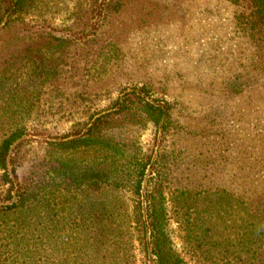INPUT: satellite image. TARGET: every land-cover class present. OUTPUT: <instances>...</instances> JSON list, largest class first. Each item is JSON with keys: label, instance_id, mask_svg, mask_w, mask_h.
Returning <instances> with one entry per match:
<instances>
[{"label": "rangeland", "instance_id": "obj_1", "mask_svg": "<svg viewBox=\"0 0 264 264\" xmlns=\"http://www.w3.org/2000/svg\"><path fill=\"white\" fill-rule=\"evenodd\" d=\"M39 1L40 10L27 19L30 23L21 26V30L19 27L13 30L8 25L7 15L0 18V84L6 92L4 98L0 95V141L18 126L25 129L24 137L8 155L12 184L3 185L0 181V209L18 202L20 187L35 189L41 184L42 165L51 158V144L84 136L92 124L106 117L101 123H110L104 129L108 135H122L128 147H135L134 137H137V147L150 157L140 200L145 246L135 241L132 253L136 264H153L154 261L147 196L154 188L152 182L160 181H166L168 230L174 247L187 262L194 261L187 242L192 236L187 234V228L198 227L194 213L203 215L211 209L227 216L237 214L240 207L222 204L216 208L214 198L209 196L189 199L187 205L179 204L178 195L185 191L183 189H192L195 195L210 189L215 192L216 188L222 191L233 188L238 192L247 181L242 169L248 154L255 156L257 161L252 163L258 164L259 179L264 180V131L253 135L247 146L235 122L240 118L245 123L259 108L258 117L261 116L264 101L242 93L243 81L236 84L235 94L229 82L221 78L223 71H239L245 60H249L251 55L239 44L244 39L247 20L254 21L250 19L253 15L250 10L223 0H119L121 7L111 12H106L107 6H102L106 2L107 5L108 0H98L91 3L92 6L81 7L77 18L70 21L69 14L77 13L72 10L71 0ZM239 16L247 20L237 23L235 19ZM22 30L29 33L23 34ZM53 38L67 39L73 48L59 52L42 50L40 55L39 51L48 42L58 44ZM30 50L32 53L28 52ZM42 60L48 69L51 61H58L61 74L45 77L46 73L39 76L33 73ZM236 80L230 82L235 84ZM144 84L147 93L140 91ZM137 95L165 110L168 105L171 119L166 122L164 114L158 127L147 123L141 131L122 118L116 117L112 122L116 103L126 99L127 104L130 101L135 104ZM25 106L28 110H22ZM166 126L169 128L164 131ZM101 128L104 125L101 124ZM235 134L239 137L234 138ZM23 143L16 156V149ZM204 157H207L206 162L198 161ZM77 158L86 165L100 163L101 159L94 151H81ZM12 159H16L17 176L13 174ZM149 171L144 206L142 190ZM10 188L12 197L8 199ZM100 196L89 192L86 198L97 204ZM82 197L79 199L87 203ZM135 198L137 200L130 191L117 196L120 215L129 216L127 222L136 219ZM64 203L61 206L67 210L73 207L74 212L79 207L67 199ZM146 207L147 213L143 210ZM77 225L74 224L73 232L83 241L76 247L82 248L81 254L53 257L83 260L85 264L100 260L99 248L84 242L89 234L82 235L81 228H75ZM96 225L87 221L80 226L90 230ZM225 227L218 229L231 232ZM53 229H57L56 224ZM68 244L67 241L65 249L72 253L74 248H69Z\"/></svg>", "mask_w": 264, "mask_h": 264}, {"label": "trees", "instance_id": "obj_2", "mask_svg": "<svg viewBox=\"0 0 264 264\" xmlns=\"http://www.w3.org/2000/svg\"><path fill=\"white\" fill-rule=\"evenodd\" d=\"M77 13L69 14V20L77 18L79 9L94 4L98 0H71ZM236 7H243L250 10L254 20H247V28L243 29L244 39L239 47L250 54L249 60L246 59L244 66L239 71H223L221 78L229 85L234 93L237 94L238 86L236 84L243 81L241 86L242 93H249L255 96L258 101H264V0H223ZM39 0H0V18L7 15L12 29L21 26H28L27 21L38 13L40 7ZM107 3V2H106ZM106 12L118 10L122 3L119 0H108ZM92 6V5H90ZM71 10V11H72ZM70 11V12H71ZM242 17L235 21L243 23ZM42 22L46 23L47 20ZM240 26V25H239ZM243 26V25H241ZM23 34L29 33V30L20 31ZM49 35V34H48ZM57 43L48 42L39 51L54 49L55 52L72 49V43L69 40L53 38ZM28 52H31L28 51ZM32 53V52H31ZM248 60V61H247ZM42 64L39 68L33 70L36 75L45 77L61 74L57 62H50L49 69ZM38 70H40L38 72ZM237 79V80H236ZM235 81L231 83L230 81ZM142 84V83H141ZM246 90V91H245ZM141 92L147 93L144 84ZM241 93V94H242ZM0 95L4 98L6 95L5 87L0 84ZM136 95V94H135ZM17 96V95H16ZM137 108L134 109V103L128 100L118 101L112 115L114 118H122L125 122H130L139 130L146 128L147 123L158 127V123L167 115L166 122L171 119V109L168 105L167 110L146 102L140 95H137ZM15 103L18 101L15 99ZM22 102V101H21ZM23 103V102H22ZM28 107L25 106L26 110ZM28 110V109H27ZM262 115L258 117V112L254 111V116L241 122V119L235 121L238 126V133L248 145V140L258 132L264 131V107L261 109ZM106 117H102L105 119ZM257 118V119H253ZM98 119L92 124L89 132L84 136L72 140L61 141L52 145L51 158L42 165L44 177L39 178L41 184L35 189L20 187L18 202L7 208L0 209V264H85L84 261L54 258L59 254L61 256H71L74 252L81 254L82 248H76L82 239L77 238L78 233H74V224H79L75 228H81L82 235L86 236L84 242L99 248L102 254L100 260L88 264H136L132 251L135 241L141 242L145 246L146 231L141 220V189L143 176L150 162L142 149L136 145L138 138L135 139V147L124 144L122 135L111 136L105 129L107 122L101 123ZM256 120L258 121L256 123ZM165 122V124H166ZM101 124L104 128H101ZM167 125V124H166ZM17 127V126H16ZM125 127H121L123 129ZM169 126L164 128L167 131ZM123 134V133H121ZM25 129L17 127L5 135L0 141V181L3 185L12 184L9 175L8 155L11 148L24 137ZM141 135V134H140ZM239 137L235 134L234 138ZM24 143L16 150V156H19ZM253 147V146H252ZM81 151H94L100 156V163L86 165L77 158ZM252 151V149H251ZM93 153V152H92ZM53 165L50 166V164ZM198 161L206 162L207 157ZM215 163V160H213ZM255 156L246 155V164L243 167L242 175L246 178L245 187L228 190L212 189L202 191L200 194H193L192 189L184 188L178 195V203L187 205L189 199L196 197H213V205L218 208L222 204L224 207L239 206L237 214L223 215L218 212L205 211L201 217L198 212L194 215L197 218L198 227L187 228L188 251L192 260H187L175 249L173 239L169 232V218L167 210V199L165 197L166 181L152 182V190L147 196L149 203V226L152 245L153 264H263L264 262V180L259 179L258 164ZM13 174L17 176L16 159H12ZM212 164V162H211ZM209 165V164H208ZM242 189V190H241ZM124 191H130L137 197L134 207L135 221H128L129 216L122 218L119 201L117 196ZM89 192L100 194V200L97 204L92 203L86 197ZM12 188L7 190V198L12 197ZM215 193V194H214ZM114 194V195H113ZM80 195V196H79ZM195 195V196H194ZM56 196V199H52ZM86 200L83 203L79 197ZM58 198V199H57ZM74 202L79 207L76 212L72 209L67 210L61 204ZM260 202V206L257 205ZM185 207V206H184ZM84 210V211H83ZM87 217V218H86ZM191 218V217H190ZM193 218L191 222H193ZM97 224L90 230H86L81 224L85 222ZM56 224L57 229H53ZM225 225L226 232L218 229ZM135 227L133 228V226ZM7 228V229H6ZM130 229H133L130 231ZM137 240H135V233ZM74 233V236L71 235ZM69 242V248L66 250V242ZM146 252V247L144 248ZM2 258V260H1ZM77 261V262H76Z\"/></svg>", "mask_w": 264, "mask_h": 264}, {"label": "water", "instance_id": "obj_3", "mask_svg": "<svg viewBox=\"0 0 264 264\" xmlns=\"http://www.w3.org/2000/svg\"><path fill=\"white\" fill-rule=\"evenodd\" d=\"M149 176H150V171L147 173V175L145 176L146 178H145V181H144V185H143V190H142V193H143V203H144V206H146V197H145V194H146V185H147V180H148V178H149ZM146 209H147V207L146 208H144L143 210H144V212L146 211ZM145 213H147V211L145 212ZM148 241H150V237H148ZM149 246H150V243H149Z\"/></svg>", "mask_w": 264, "mask_h": 264}]
</instances>
